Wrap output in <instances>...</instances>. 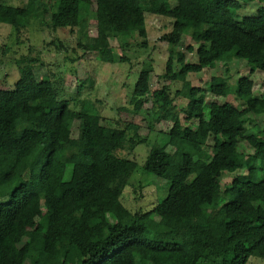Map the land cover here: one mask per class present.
<instances>
[{
    "label": "trees",
    "instance_id": "obj_1",
    "mask_svg": "<svg viewBox=\"0 0 264 264\" xmlns=\"http://www.w3.org/2000/svg\"><path fill=\"white\" fill-rule=\"evenodd\" d=\"M94 2L99 33L93 43L101 61L115 63L110 38L128 37L131 26L144 24L152 14L171 24L162 40L189 39L186 50L197 57L189 63L177 52L180 67L172 70L168 59L166 78L185 82L189 73L217 63L229 74L230 63L239 60L264 77V4L252 16H240L238 0ZM49 15L56 22L44 25L52 31L78 34L79 47L82 39L89 40L82 0L0 4V24L16 31ZM139 34L146 36L144 30ZM78 59L66 56L70 62ZM38 61L16 59L17 80L11 89L0 90V264L28 259L29 264H246L253 256L264 259V134L248 132L243 118L256 110L264 114V95L253 94L250 78L239 76L233 93L242 109L205 103L206 91L228 93L229 75L213 76L206 89L177 90L175 95L187 98L183 119L172 110L168 86L153 92L164 107L161 119L171 126L159 152H149L140 168L165 180L167 193L150 210L135 213L121 196L138 164L118 150L133 149L145 139L129 136V125H103L88 100H59L51 79L36 77ZM148 91L149 71L141 68L131 108L121 109L140 114ZM75 120L76 138L71 136ZM210 138L211 153L198 155ZM240 139L254 150L249 164L238 149ZM227 173L234 176L222 184ZM210 224H216L214 239L207 242L203 233Z\"/></svg>",
    "mask_w": 264,
    "mask_h": 264
},
{
    "label": "rangeland",
    "instance_id": "obj_2",
    "mask_svg": "<svg viewBox=\"0 0 264 264\" xmlns=\"http://www.w3.org/2000/svg\"><path fill=\"white\" fill-rule=\"evenodd\" d=\"M86 11L85 22L89 40L82 39V47L78 46V34H73L66 28H58L52 31L44 25L46 20H54L56 16H46L38 21L31 20L28 26L16 31L13 27L0 24V90L11 89L18 78L16 59L31 56L38 58L34 69L38 79L50 78L57 92L59 100L72 98L87 101L90 109L98 110L101 115V123L108 126L129 125V136L136 141L145 139V142H136L133 149L118 150V155L125 156L137 162L138 166L123 190L122 204L131 212L143 213L150 210L153 205L161 201L167 193L165 180L150 173L141 171L147 154L159 152L158 145L166 140V134L171 122L161 119L164 107L156 101L152 94L154 91L168 86L173 97L172 110L184 118L187 98L175 95L177 90H187L194 86L208 88L213 76L229 75V91L225 96H213L205 93V103L227 102L242 109V106L234 100L233 93L236 90L237 78L246 76L253 82V94L264 95L263 73L248 64L244 60L230 63V72H225L224 65L217 63L214 68H205L197 73H189L185 82L173 81L165 77V63L169 59L171 69L177 71L179 63L176 61L177 52H183L186 61L194 63L197 57L194 52L186 50L191 44L189 39L179 42H168L161 36L170 31V22L161 16L147 14L144 24L133 25L130 34L126 38L113 36L110 38V46L114 54L115 63L99 60L98 52L94 48V38L99 33L95 17L94 0H82ZM241 3L240 16H252L257 8L264 4V0H238ZM26 0H0V4L12 6H24ZM56 22V20H54ZM145 32L141 37L139 32ZM53 41L52 43H50ZM66 56H77L75 62L66 60ZM124 57L127 61H117ZM141 68L149 71V91L146 94L141 113L133 115L122 107L131 108L129 99ZM91 103V104H90ZM248 132L264 134V114L260 110L247 113L244 117ZM79 132V121L75 120L71 127V136L76 138ZM212 139L198 148V155L210 154ZM238 149L246 155V163L249 164L254 154L253 148L245 141L239 140ZM170 151L171 148L167 147ZM243 172H246L244 168ZM234 174L227 173L221 180L222 184L230 183ZM164 181V182H163ZM164 188V189H163ZM155 220L166 223L167 219L155 217ZM216 224H210L203 233L207 242L214 239L212 229ZM31 261L28 259L26 264ZM246 264H264V259L250 257Z\"/></svg>",
    "mask_w": 264,
    "mask_h": 264
}]
</instances>
